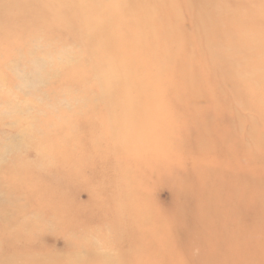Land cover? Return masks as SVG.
Returning <instances> with one entry per match:
<instances>
[{
  "label": "rangeland",
  "instance_id": "374dc122",
  "mask_svg": "<svg viewBox=\"0 0 264 264\" xmlns=\"http://www.w3.org/2000/svg\"><path fill=\"white\" fill-rule=\"evenodd\" d=\"M0 264H264V0H0Z\"/></svg>",
  "mask_w": 264,
  "mask_h": 264
},
{
  "label": "bare ground",
  "instance_id": "6f19581e",
  "mask_svg": "<svg viewBox=\"0 0 264 264\" xmlns=\"http://www.w3.org/2000/svg\"><path fill=\"white\" fill-rule=\"evenodd\" d=\"M109 33V32H108ZM106 34V33H105ZM104 35V34H103ZM109 62V61H108ZM108 62H107V65H108Z\"/></svg>",
  "mask_w": 264,
  "mask_h": 264
}]
</instances>
